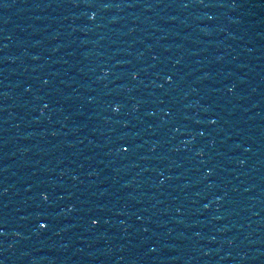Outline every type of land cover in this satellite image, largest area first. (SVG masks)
<instances>
[{"label":"water","instance_id":"1","mask_svg":"<svg viewBox=\"0 0 264 264\" xmlns=\"http://www.w3.org/2000/svg\"><path fill=\"white\" fill-rule=\"evenodd\" d=\"M0 264H264V0H0Z\"/></svg>","mask_w":264,"mask_h":264}]
</instances>
